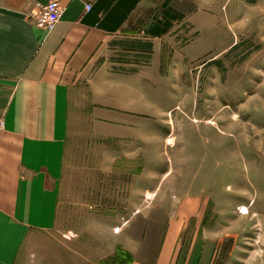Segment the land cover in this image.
<instances>
[{"label":"rangeland","instance_id":"rangeland-1","mask_svg":"<svg viewBox=\"0 0 264 264\" xmlns=\"http://www.w3.org/2000/svg\"><path fill=\"white\" fill-rule=\"evenodd\" d=\"M255 1L206 0L199 15L209 25L177 26L168 63L127 88L139 103L121 131L82 119L88 105H78L60 223L96 262L147 260L172 219L216 233L213 264L264 255V17ZM151 49L128 31L112 39L108 62L131 75L150 67Z\"/></svg>","mask_w":264,"mask_h":264},{"label":"crops","instance_id":"crops-1","mask_svg":"<svg viewBox=\"0 0 264 264\" xmlns=\"http://www.w3.org/2000/svg\"><path fill=\"white\" fill-rule=\"evenodd\" d=\"M49 1L65 11L45 35L34 18ZM205 1L0 0V264H100L62 235L70 119L86 104L82 119L121 131L120 121L139 103L127 97V88L148 81L144 69L168 63V37L177 26L188 21L201 31L210 24L199 15ZM165 2L180 21L160 17ZM190 2L193 14L186 11ZM248 5L264 17V0ZM132 30L151 43L152 66L127 75L112 69L108 55L112 39ZM150 30L164 32L152 36ZM187 224L169 221L155 254L141 260L135 253L128 264H213L216 233ZM247 264H264V255L249 256Z\"/></svg>","mask_w":264,"mask_h":264},{"label":"built area","instance_id":"built-area-1","mask_svg":"<svg viewBox=\"0 0 264 264\" xmlns=\"http://www.w3.org/2000/svg\"><path fill=\"white\" fill-rule=\"evenodd\" d=\"M86 10H90V5H86ZM65 11V7L57 1H49L37 11L34 18V26L45 35L52 33Z\"/></svg>","mask_w":264,"mask_h":264},{"label":"trees","instance_id":"trees-1","mask_svg":"<svg viewBox=\"0 0 264 264\" xmlns=\"http://www.w3.org/2000/svg\"><path fill=\"white\" fill-rule=\"evenodd\" d=\"M159 12V11H158ZM160 13V17L164 20V21H174V22H178L182 19V16L178 13H176L175 11H172L170 8L167 7V2H165L162 5V10L159 12ZM170 24V23H169ZM170 27V25H169ZM162 32H164V30H150L148 32V34L152 35V36H157L162 34Z\"/></svg>","mask_w":264,"mask_h":264}]
</instances>
